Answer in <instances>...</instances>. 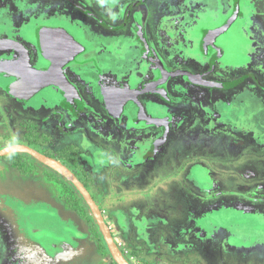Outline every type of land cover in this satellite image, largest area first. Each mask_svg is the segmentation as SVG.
Masks as SVG:
<instances>
[{
    "label": "rangeland",
    "instance_id": "1",
    "mask_svg": "<svg viewBox=\"0 0 264 264\" xmlns=\"http://www.w3.org/2000/svg\"><path fill=\"white\" fill-rule=\"evenodd\" d=\"M185 1L186 13L174 9ZM217 2L208 1L204 9L195 0L0 3L3 39L32 40L36 28L54 22L87 46L80 60L86 63L84 81L77 84L86 109L49 88V103L48 90L36 101L46 108L32 112L30 101L9 97V80L0 75L7 83L0 82V104L6 105L0 109V150L29 145L30 139L34 150L63 163L57 150L77 146L79 159L68 167L88 184L116 243L133 257L131 264H264V0H239L236 21L208 55L199 22L214 30L235 9L234 0L226 1L225 13L217 17ZM26 5L36 9L24 10ZM33 50L37 55L38 48ZM7 54L0 52V62ZM34 64L39 65L37 58ZM178 70L221 85L239 84L197 86L169 76ZM158 78L162 83L156 86L162 85L171 103L156 100L178 128L158 149L157 135L151 136L156 128L144 133L152 138L148 155L139 151L144 136L116 133L132 120L128 116L141 123L136 107L128 104L123 122L116 121L100 108L102 90L131 84L142 90ZM238 93L237 106L224 105L236 104ZM91 113L99 121L93 123ZM27 158L23 173L0 159V264H113L86 206L84 213L74 210L60 197L64 180Z\"/></svg>",
    "mask_w": 264,
    "mask_h": 264
},
{
    "label": "water",
    "instance_id": "2",
    "mask_svg": "<svg viewBox=\"0 0 264 264\" xmlns=\"http://www.w3.org/2000/svg\"><path fill=\"white\" fill-rule=\"evenodd\" d=\"M239 12L238 3L235 2V9L232 16L227 19L221 26L214 28V30H208L205 35L208 34L210 44L214 43L216 38L224 34L236 21ZM207 31V30H206ZM36 37L38 41V49L41 57L44 61L50 63L46 69L35 67L30 62V55L27 47L24 44L12 39L0 40V52L2 51H14L19 54L18 58L13 60H7L2 55L0 62V75L8 79V76L17 78L16 82L6 85L8 94L12 97L27 102L32 99L39 92L44 89L54 86L65 92L76 96V92L68 83L63 75L62 69L72 61L75 56L83 52V48L79 45L70 35L64 32L61 28H53L47 26H41L37 28ZM48 42V43H47ZM50 43V44H49ZM9 54H7L8 56ZM37 55H34L36 57ZM38 58V57H36ZM36 63V61H35ZM39 65L40 64L39 62ZM169 76L183 77L191 84L197 86H203L208 88H224L225 86L203 80L202 75H197L189 71L178 70L173 72ZM154 82V81H153ZM162 82L159 81L158 84ZM151 85V84H150ZM151 86L145 88L143 91L132 92L125 88L119 89H107L104 92L105 101L107 102L108 109L113 118H121L124 108L129 102H135L139 107L140 117L143 122L151 125H163L166 130L168 126L165 122L156 119H150L144 111L143 106L138 100V96L145 93H152ZM162 95L166 97V90L163 89ZM167 135V134H166ZM156 148V147H155ZM12 154H24L30 156L38 163L49 168L62 179L67 181L75 191L78 193L84 204L86 205L89 214L92 216L98 231L101 234L102 241L108 251L109 256L115 264H129L124 255L119 249V246L113 239L110 232V227L105 222L102 212L98 205L95 203L93 197L89 191L84 187L82 182L75 176V174L64 164L55 158L45 156L33 148L15 144L3 148L0 150V158L12 155Z\"/></svg>",
    "mask_w": 264,
    "mask_h": 264
},
{
    "label": "flooded vegetation",
    "instance_id": "3",
    "mask_svg": "<svg viewBox=\"0 0 264 264\" xmlns=\"http://www.w3.org/2000/svg\"><path fill=\"white\" fill-rule=\"evenodd\" d=\"M16 1L19 3V0H15V1H13L14 3H16ZM1 2H3V0H1ZM0 2V3H1ZM234 2H236V0H234ZM1 7H3V5L2 6H0V8ZM5 8V7H4ZM78 14V13H77ZM80 14H85V13H80L79 12V14L78 15H80ZM238 15H239V12H238ZM78 19V18H77ZM76 19V20H77ZM70 21V20H69ZM77 21H79V19L77 20ZM199 24L202 26L200 29H205L204 27H203V25H202V23L201 22H199ZM43 26H47V27H53V28H61L64 32H66L68 35H70L79 45H81L82 46V48L84 49L83 50V52H81L79 55H77L72 61H70L63 69H62V71H63V75H64V77H65V79L68 81V83L71 85V87L74 89V91L76 92V96H73V95H71V94H66L65 92H62L61 90H60V92L62 93V94H64L65 96H66V98L69 96L70 98H72V100H73V102H75V104H77L78 105V107H80V108H83V109H86V108H84V104H83V100H82V93H81V88H79V85H77L78 84V82H76V81H78V80H76L75 78L77 77V74H75V73H73L74 71H73V68H75V69H78L79 71L80 70H83L82 68H81V65H84V62L82 63L81 61H79L80 59H82L81 57H84L85 56V54L87 53V50H86V48H87V46L85 45V44H83L81 41H79L78 39H76L75 38V35L66 27V26H64V25H62V24H54V22H48V23H46V24H42ZM36 31H37V28L34 30V34H33V36H34V41L32 40V42H30V43H25L24 45L27 47V49H28V51H29V55H30V62H31V64L33 65V66H35L36 67V65L34 64L35 63V61H36V57H34V54H33V49H34V46L35 47H37L38 48V41H37V37H36ZM204 31V30H203ZM206 32H208V31H204L203 32V39H202V41H201V47L202 48H204V50H205V52L209 55L211 52H212V50H214V48H215V46H214V43H212V44H210V41H209V39H208V42L205 44L204 43V40H205V33ZM15 38H9V39H12V40H16V41H18L16 38L17 37H19L18 39L19 40H21V41H18V42H20L21 44H23V42L22 41H29L28 39L27 40H25L26 38L25 37H23V36H14ZM0 40H3V38L0 36ZM209 50V51H208ZM210 50H211V52H210ZM210 52V53H209ZM2 53H8L9 55L8 56H3L4 58H7V60H13V59H16V58H18V56H19V54L18 53H16V52H14V51H2ZM38 56V58H37V60L40 62V64H42V65H38L37 67H39V68H44V69H46L47 67H49V65H50V63L48 62V61H44L43 59H42V57H41V54H40V51H39V49H38V54H37ZM220 55V57H221V53H219L218 52V56ZM209 57V56H208ZM219 58V57H218ZM213 61H214V57H213ZM128 69V68H127ZM131 69V68H130ZM123 72V71H122ZM159 72H160V70H159ZM120 74V73H119ZM260 74V73H259ZM99 75V79H98V83H100V85H102L103 83H102V79H103V77H102V75H100V74H98ZM81 76V75H80ZM7 77H9L8 78V80H9V82H8V84L10 83H13V82H16L17 81V78H14V77H11V76H8L7 75ZM84 79V78H83ZM6 80V79H5ZM204 80V79H203ZM4 80H1L0 82H1V84H3V86L5 87V84H7L6 82H3ZM81 81H84V80H82L81 79ZM159 81H161L162 82V80L160 79V78H158V80H154V82H151L150 84H148V85H146L145 87H143V89L142 90H135L134 89V85H130L129 86V88H125V89H127V90H130V91H132V92H137V91H143L145 88H147V87H149V86H151L150 88L151 89H153V91H151L152 93H145V94H141L140 96H138V100H139V102L141 103V105L143 106V108H144V111H145V114L150 118V119H156V120H161V121H163V122H165L166 124H167V126H168V130H166V128H165V126H163V125H160V124H158V125H151V124H148L149 125V127L150 128H153V127H157L156 128V135H158V137H159V140H160V142L155 146L157 149L159 148V147H161L163 144H165V141L167 140L166 138H168V135H169V133L171 132V131H175V130H177V128H178V126H177V128L174 126V124L172 125L171 123H170V120L168 119V120H166V118H167V115H166V112H165V107H163L162 105H161V107L159 106V102L156 100L157 98H159L161 101H164V102H166V103H168V104H170L171 103V100L169 101V99H168V97L166 96H163L162 95V91L161 90H163V87H162V85L161 86H156L157 84H158V82ZM87 82V84H89L88 83V81H86ZM209 82V81H208ZM83 83V82H82ZM260 83H264V80H262V81H260ZM259 83V84H260ZM79 84H81V82L79 83ZM239 84V83H238ZM238 84H235V83H232V85L231 84H228V85H223V86H225L223 89H227V88H234L235 86H237ZM156 86V87H155ZM49 88H52V89H58V88H56V87H54V86H50V87H48V88H46V89H44L43 91H41V92H39L37 95H35L32 99H30L29 101H30V105L31 106H33V107H31V110H32V112L35 110L36 111V109H37V107H39V106H41L43 109L44 108H46V105H47V103H49V100H51V93H50V91H49ZM90 88H92V87H90ZM119 89V88H123V87H120V86H113V87H107V88H104L103 90H102V92H103V94H105L104 92H106V90L107 89ZM211 88V87H210ZM239 89H241V87H238ZM45 90H48V92L49 93H47V94H44V95H49L50 97L49 98H46L47 100H48V102L46 103V104H44V103H41V101L40 102H38V103H36V101H37V99H38V97L39 96H41V95H43V93H44V91ZM59 90V89H58ZM6 91H7V89H6ZM206 92H208L207 90H205ZM8 93V92H7ZM166 93H167V91H166ZM9 95V97L11 98V99H13V100H15V101H18V102H20L21 100H18V99H16V98H14V97H12L10 94H8ZM53 95V94H52ZM166 95V94H165ZM144 96H147L148 98H145ZM54 98L55 99H57L56 98V96H54ZM153 98H155V99H153ZM3 100H4V97H3ZM2 100V101H3ZM147 100V103L145 102ZM103 101H104V103H105V98H104V96H103ZM81 102V103H80ZM28 103V102H27ZM31 103H33V105L31 104ZM128 104H132L133 106H135L136 107V109H137V111H138V117L141 119V117H140V113H139V107H138V105L135 103V102H129ZM127 104V105H128ZM4 106H6L5 105V103L4 102H2L1 104H0V109H1V107H3L4 108ZM105 106H107V102H106V105ZM153 107V109H155L154 110V112H153V114H150L149 113V111L148 110H150V108H152ZM61 108V107H60ZM63 108V107H62ZM67 107H65V109H66ZM108 110V109H107ZM175 113V112H174ZM84 114V113H83ZM136 114H137V112H136ZM125 113L122 115V117L121 118H124L125 117ZM81 116H83V115H81ZM186 116V115H185ZM130 119H132V120H129L128 122H126V123H124V125H123V127H125V129L127 128V130H131L132 128H135V129H139V130H142L143 132H146L147 131V129L149 128V127H147L146 126V123L145 122H143L142 120H141V123H139V122H137V120H136V117L134 118L133 116H128ZM155 117V118H154ZM80 118V117H79ZM120 118V119H121ZM90 119L93 121V123H96L97 121H99V118H98V115H94V114H92L91 113V115H90ZM81 120L82 121H86L85 120V118H81ZM182 121H184V117H183V120ZM130 122H132L131 124H130ZM135 124V125H134ZM93 126H96V124H94ZM72 128V127H71ZM64 132L66 133V130H64ZM63 132V134H65ZM84 134L86 133V132H89L87 129H85V130H83L82 131ZM96 132V131H95ZM67 133H69V132H67ZM66 133V134H67ZM167 134V135H166ZM21 145H25V144H21ZM69 145V144H68ZM26 146H29V145H26ZM31 147V146H30ZM32 148V147H31ZM155 149V148H154ZM157 149H156V152H157ZM228 151V150H227ZM12 155H15V154H12ZM17 155V154H16ZM44 155V154H43ZM8 156H10V155H8ZM26 156V162L28 161V158L27 157H29L30 159H32L30 156H27V155H25ZM45 156H47V155H45ZM5 157H7V156H5ZM5 157H2V158H5ZM49 157V156H48ZM2 158H0V159H2ZM36 161V160H35ZM59 161V160H58ZM37 162V161H36ZM28 163V162H27ZM62 163V162H61ZM62 164H64V163H62ZM65 166H67L66 164H64ZM68 167V166H67ZM69 168V167H68ZM70 169V168H69ZM76 176V175H75ZM77 177V176H76ZM79 179V178H78ZM80 180V179H79ZM81 181V180H80ZM82 182V181H81ZM69 184V183H68ZM83 184V183H82ZM72 186V185H71ZM85 187V186H84ZM73 188V187H72ZM86 188V187H85ZM88 191H89V189H88V187L86 188ZM75 190V189H74ZM89 193H90V191H89ZM91 194V193H90ZM91 196H92V194H91ZM93 197V196H92ZM94 199V198H93ZM94 201H95V203L98 205V203L96 202V200L94 199ZM83 204H84V202H82ZM84 206H86L85 204H84ZM98 207H99V209L100 210H102L101 208H100V206L98 205ZM87 208V207H86ZM88 210V209H87ZM102 212V211H101ZM102 215H103V212H102ZM103 218H104V220H105V222L108 224V220L105 218V216L103 215ZM108 226H109V224H108ZM97 227V226H96ZM110 232H111V234H112V236H113V239L115 240V237H114V235H113V232H112V228L110 227ZM100 233V232H99ZM100 236H101V234H100ZM100 239H101V241H102V237H100ZM115 242H116V240H115ZM118 245V244H117ZM119 246V245H118ZM119 249H120V251L122 252V254L124 255V257H125V259L129 262V264H131V262L133 261V257H126L125 256V254L123 253V251L121 250V248L119 247ZM110 257V256H109ZM111 258V257H110ZM112 260V259H111ZM112 262H113V260H112ZM114 264V263H113Z\"/></svg>",
    "mask_w": 264,
    "mask_h": 264
},
{
    "label": "trees",
    "instance_id": "4",
    "mask_svg": "<svg viewBox=\"0 0 264 264\" xmlns=\"http://www.w3.org/2000/svg\"><path fill=\"white\" fill-rule=\"evenodd\" d=\"M238 1L239 0H236V2H238ZM207 42H208V34L205 35V40H204L205 44ZM27 142H28L29 146H34V144H35V142H32L30 139ZM57 151H58L59 158L67 166L72 165V164H76L78 159H79L78 156H79L80 149L75 145L69 144V145H66L64 148H62L61 150H57ZM48 156L52 157L51 155H48ZM25 158H26V156H24V154L10 155V156L5 157V159H7L8 162L14 168H17L20 172L22 171V173L27 172V170H28V164H27ZM76 176L78 177L77 174H76ZM82 183L86 188L88 187V184L86 183V181H82ZM59 193H60V197L63 200H65L74 210H80L81 212L84 213L85 207H84V204L82 203L83 202L82 199L80 198L78 193L74 190V188H72V186L70 184H68L67 181L64 180V183H63V185H61ZM88 218L92 222V226L94 227L95 231L98 233L99 231H98L96 224H95V222H94V220L90 214L88 215ZM100 241H101V239H100ZM101 243H102V246L105 250L103 254L109 256L108 251H106L107 249H106L104 243L102 241H101Z\"/></svg>",
    "mask_w": 264,
    "mask_h": 264
},
{
    "label": "crops",
    "instance_id": "5",
    "mask_svg": "<svg viewBox=\"0 0 264 264\" xmlns=\"http://www.w3.org/2000/svg\"><path fill=\"white\" fill-rule=\"evenodd\" d=\"M4 1H6V0H4ZM13 1H15V0H13ZM195 1H197V2H199V3H202V6H203V8L202 9H204V6L207 4V2L208 1H212V3H215V2H217V1H214V0H195ZM226 1H230V0H218V2H217V4H216V8H218V13H216L217 15V17H218V15H221L220 14V12L221 13H225V11H226V7H227V5H226ZM232 1V0H231ZM189 2V1H188ZM186 3V1L184 2V3H181V5H179V7L178 8H174L175 10H180L181 12H184V13H186L187 11H188V4L189 3ZM14 3V2H13ZM228 3V2H227ZM20 5V4H19ZM21 6V5H20ZM6 7V6H5ZM36 9V7H34L33 5H30V6H28V5H26L25 7H24V10H35ZM201 9V10H202ZM208 31V30H210V29H207V28H205L204 29V31ZM19 37H17L16 39L18 40V41H21V40H19L18 39ZM28 38H26L25 40H27ZM29 40V39H28ZM33 41H34V38L32 39ZM32 40H29V41H22L23 42V44H27V43H30V42H32ZM48 43V42H47ZM50 44V43H49ZM79 55V54H78ZM76 57V56H75ZM81 60V59H80ZM79 60V61H80ZM83 62H85V61H82V63ZM84 64H86V63H84ZM93 65H95V67L96 68H98V62H93ZM81 68L83 69L84 68V66L83 65H81ZM73 71L76 73V74H78L77 75V77L75 78L76 80H78V81H76V82H78V83H80L81 82V84H82V81H81V77H82V75H83V70H78V69H75V68H73ZM98 74H100V72L99 71H96ZM95 72V73H96ZM81 75V76H80ZM101 75V74H100ZM83 78V77H82ZM205 91V90H204ZM211 91V90H210ZM241 92V91H240ZM243 92V91H242ZM230 95V94H229ZM226 96V98L225 99H223V100H226V102H227V99H230V96ZM233 95V94H232ZM237 95V98H238V100L237 101H235V103L236 104H231L229 101L226 103V104H224V105H228V107H230V106H237L239 103H240V100H239V96H240V94L238 93V94H236ZM235 95V96H236ZM103 96H104V94H103ZM105 98V97H104ZM223 98V97H222ZM260 99H261V101L260 102H262V98L261 97H259ZM264 99V98H263ZM104 102V101H103ZM222 102V101H221ZM264 102V101H263ZM216 104H218V101L216 102ZM106 105V101H105V103L102 105V107H100V108H102L104 111H105V113H108V116L109 117H111L112 119H115L116 121H120V122H123V121H121L120 120V118H118V119H116V118H113V116H112V114L110 113V111H109V109H108V106H105ZM93 106V105H92ZM94 107V110H95V106H93ZM213 107H214V102H213ZM108 109V110H107ZM126 114L127 115V112H126V107L124 108V111H123V114ZM108 116H105L107 119H109L110 120V118H108ZM222 116V115H221ZM155 118V117H154ZM223 121V120H222ZM146 126L147 127H149V125L148 124H146ZM101 127V126H100ZM153 128H157V127H153ZM100 130H101V128H99ZM118 129H119V127H118ZM149 130H151V128L149 127L148 129H147V131L146 132H143L142 130H139V129H135V128H132L131 130H127V128L125 129V127H123L122 129H119V130H117L116 131V133L118 134V135H120V134H125V135H127V138L129 139V137H131V135L132 136H134V135H137L136 137H138V136H141L142 135V137L144 136L145 137V139L144 140H147V142H146V144L145 143H143V141L142 142H140L139 143V146H140V150L139 151H141V150H143V151H147V154L148 155H150V151H151V149L148 147L147 149H146V145L148 144V145H150L151 146V139H147V137L145 136V135H143L144 133H146V135H147V133H149ZM138 133H140V134H138ZM134 134V135H133ZM151 136H153V137H155L156 136V134L154 135V134H152ZM128 139H127V142H126V144H128ZM133 142H136V141H133ZM160 142V140H159V137H158V135H157V144ZM156 144V145H157ZM66 146V145H65ZM135 146H136V144H135ZM136 154V153H135ZM137 155V154H136ZM147 155V156H148Z\"/></svg>",
    "mask_w": 264,
    "mask_h": 264
}]
</instances>
